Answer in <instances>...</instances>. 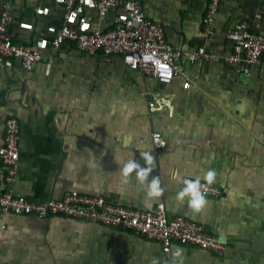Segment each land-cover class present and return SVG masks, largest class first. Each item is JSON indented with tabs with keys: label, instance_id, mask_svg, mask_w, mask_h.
<instances>
[{
	"label": "crops",
	"instance_id": "crops-1",
	"mask_svg": "<svg viewBox=\"0 0 264 264\" xmlns=\"http://www.w3.org/2000/svg\"><path fill=\"white\" fill-rule=\"evenodd\" d=\"M6 0H0V14ZM72 23L88 30L112 27L118 9L96 18L93 0H82ZM208 0H142L146 15L165 26L168 40L182 49L179 73L169 84L129 68L119 56L89 54L64 44L52 60L27 71L19 62L0 68V146L5 120L21 127L15 192L32 200L61 198L72 190L101 195L142 209L164 204L169 217L199 222L226 243L224 252L175 244L169 254L160 242L128 230L67 216L38 218L0 210V264H264V62L244 75L224 60L190 61L199 46L229 54V33L247 20L264 33V0H224L215 32L204 33ZM9 32L14 40L46 51L63 22L59 0H13ZM189 79L191 86L184 88ZM154 98L158 109L149 106ZM158 130L166 145L154 150ZM152 156L146 164L142 153ZM135 160L150 168L141 184ZM215 173L211 182L224 189L205 197L195 213L177 200L179 178ZM175 173V178H173ZM5 170L0 160V195ZM158 178L156 198L146 196Z\"/></svg>",
	"mask_w": 264,
	"mask_h": 264
},
{
	"label": "built area",
	"instance_id": "built-area-1",
	"mask_svg": "<svg viewBox=\"0 0 264 264\" xmlns=\"http://www.w3.org/2000/svg\"><path fill=\"white\" fill-rule=\"evenodd\" d=\"M63 5V22L50 41L48 49L14 40L9 32L13 0H6L0 14V68H12L16 62L30 71L44 60H52L64 44L72 42L89 54L102 53L107 57L119 56L131 69L139 70L145 76L169 84L179 73L177 62L182 49L168 40L166 28L160 22L149 18L143 10L142 0H93L96 18L106 20L112 9L118 14L112 27L88 30L72 23L82 11V0H59ZM208 0L203 18L204 33L214 35L216 16L221 2ZM232 47L229 54L222 55L208 49L206 45L193 50L188 58L198 60H224L235 65L247 75L254 65L264 62V33L253 30L247 20L234 25L229 33ZM184 88L191 82L186 79ZM152 109H158L154 98L149 100ZM21 127L17 117L5 120V137L0 146V160L5 170L4 189L0 195V210L3 213L32 215L38 218L67 216L77 220L91 221L104 226L138 233L149 240L160 242L163 251L169 254L175 244L198 247L204 251L221 253L226 243L206 231L197 221L180 216L169 217L164 204L156 209H142L106 199L101 195L85 194L72 190L61 198L45 201L32 200L15 192L18 181L20 159ZM167 137L160 131L152 133L154 150L166 145ZM184 176L179 178L183 187ZM200 190L205 197L220 198L224 189L213 183L200 180Z\"/></svg>",
	"mask_w": 264,
	"mask_h": 264
},
{
	"label": "clouds",
	"instance_id": "clouds-1",
	"mask_svg": "<svg viewBox=\"0 0 264 264\" xmlns=\"http://www.w3.org/2000/svg\"><path fill=\"white\" fill-rule=\"evenodd\" d=\"M142 158L145 160L146 164L152 163V156L148 152H143ZM135 170V175L137 180L143 184L149 172L150 168H141L139 164L135 162V160H130L126 164H124L122 168V174L124 177H127L129 173H132ZM215 173L213 171H208L204 175V179H206L209 183L214 180ZM173 178H175V173H173ZM162 189L160 187V181L158 178H153L147 185L146 196L149 198H156L161 195ZM177 200L180 202H184L185 198H187L188 206L195 213H198L206 203L205 196L200 190V177H195L192 179H184L183 187L177 193ZM183 249L177 247L173 251V264H178V258L182 257Z\"/></svg>",
	"mask_w": 264,
	"mask_h": 264
}]
</instances>
